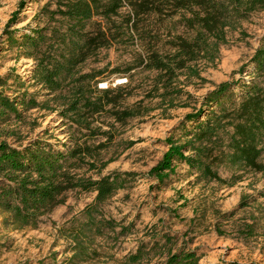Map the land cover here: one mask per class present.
<instances>
[{"label":"rangeland","instance_id":"obj_1","mask_svg":"<svg viewBox=\"0 0 264 264\" xmlns=\"http://www.w3.org/2000/svg\"><path fill=\"white\" fill-rule=\"evenodd\" d=\"M22 1L25 5L20 9ZM49 1L0 0V79L7 82L4 90L10 97L28 91L41 104L39 108L21 109L19 121L2 127L0 141L24 148L42 140L67 152L76 138L81 142L90 139L88 145L101 146L98 158L108 164L101 174L87 168L81 174L92 179L113 172L133 176L103 204L98 215V220L119 223L114 231L94 232L86 227L84 210L94 202L95 192H68L64 203L44 216L37 227L7 224V215L0 212V264H130L128 257L141 248L149 255L140 264H164L170 253L183 249L196 252L199 264H264L262 174L220 167L219 174L225 180L234 174L241 177L233 186L199 180L198 174L183 163L175 164V173L162 185L148 174L167 151L166 139L173 134L178 137L186 115L199 109L209 92L224 82L237 83L225 100L230 106L243 98V82L261 81L253 74L252 58L264 37V11L253 13L238 29L230 31L219 58L195 66L198 77L183 72L174 83L182 92L171 100H163V90H156L158 73L147 71L142 61L152 48L169 49V35L181 33L182 27L171 29V24L151 17L140 21L138 32L119 34L110 48L102 49L79 69L81 73L104 70L100 84L124 88L118 93L121 109L136 108L140 114L125 124L116 122L108 112L95 115L91 127L96 132L90 134L63 116L68 90L50 94L34 77L33 59L17 47L10 48L4 34L11 17L20 10L16 23L9 28L16 30L18 39L43 27L45 23L37 16ZM128 12L124 9L121 13ZM122 79L126 82L120 84ZM122 227L128 230L121 232ZM77 239L90 254L72 261Z\"/></svg>","mask_w":264,"mask_h":264},{"label":"trees","instance_id":"obj_2","mask_svg":"<svg viewBox=\"0 0 264 264\" xmlns=\"http://www.w3.org/2000/svg\"><path fill=\"white\" fill-rule=\"evenodd\" d=\"M24 5L22 1L19 8ZM124 9H128L127 15L121 13ZM260 11H264V0H50L37 16L45 23L43 27L18 39L16 30L9 28L16 23L20 10L13 14L4 34L10 48L17 47L36 63L34 77L42 87L50 94L68 90L63 116L92 134L96 132L91 127L95 115L108 112L116 122L125 124L140 114L136 108L121 109L118 93L124 88H98L104 70L81 73L79 69L102 49L110 48L119 34L138 32L140 21L151 17L171 24V29L182 27L181 33L169 35V49L152 48L142 61L147 71L158 73L156 90H163V100H171L182 92L174 83L183 72L198 77L195 66L218 59L221 46L228 43V33ZM118 18L123 21L118 23ZM252 63L253 74L261 81L243 82V98L230 106L225 100L237 83L224 82L209 92L201 107L186 115L178 137L173 134L166 139L168 149L149 171L150 177L164 184L175 173L176 163L187 165L199 180L230 186L241 177L234 174L229 181L223 179L218 170L222 166L264 176V37ZM6 86L7 82L0 79V131L9 122L22 118L21 109L41 107L28 91L8 96ZM188 123L193 124L191 128ZM89 140L81 142L76 138L74 147L67 152L42 140L24 148L0 141V212L7 215L4 222L22 228L37 227L44 216L64 203L68 192L80 190L96 193L94 202L84 210L89 230L114 231L119 227L113 220H98V215L103 204L130 182L133 173L85 177L81 174L84 169L101 174L108 164L98 158L102 147L88 145ZM127 230L122 227L121 232ZM73 252L72 261L90 254L78 239ZM147 255L141 248L128 257V262L140 264ZM199 262L196 252L183 249L170 253L164 264Z\"/></svg>","mask_w":264,"mask_h":264},{"label":"built area","instance_id":"obj_3","mask_svg":"<svg viewBox=\"0 0 264 264\" xmlns=\"http://www.w3.org/2000/svg\"><path fill=\"white\" fill-rule=\"evenodd\" d=\"M120 82H121L120 84H123L124 82H126V79H122V80H120ZM99 86H101V87L103 86L104 88H108L107 85H104V84H102V83L99 84Z\"/></svg>","mask_w":264,"mask_h":264}]
</instances>
